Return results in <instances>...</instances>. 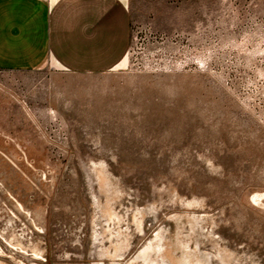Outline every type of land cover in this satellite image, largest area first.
Segmentation results:
<instances>
[{"label": "rangeland", "instance_id": "1", "mask_svg": "<svg viewBox=\"0 0 264 264\" xmlns=\"http://www.w3.org/2000/svg\"><path fill=\"white\" fill-rule=\"evenodd\" d=\"M130 32L117 72L0 71V264H264V0Z\"/></svg>", "mask_w": 264, "mask_h": 264}, {"label": "crops", "instance_id": "2", "mask_svg": "<svg viewBox=\"0 0 264 264\" xmlns=\"http://www.w3.org/2000/svg\"><path fill=\"white\" fill-rule=\"evenodd\" d=\"M130 28L131 0H0V71L117 72Z\"/></svg>", "mask_w": 264, "mask_h": 264}, {"label": "bare ground", "instance_id": "3", "mask_svg": "<svg viewBox=\"0 0 264 264\" xmlns=\"http://www.w3.org/2000/svg\"><path fill=\"white\" fill-rule=\"evenodd\" d=\"M106 185V184H105ZM256 198H259V196H255V197H253V199H256ZM255 201V200H254ZM113 222V221H112ZM110 229V228H109Z\"/></svg>", "mask_w": 264, "mask_h": 264}]
</instances>
